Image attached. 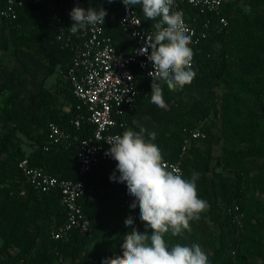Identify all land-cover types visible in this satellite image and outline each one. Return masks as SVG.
Masks as SVG:
<instances>
[{"label":"trees","instance_id":"obj_1","mask_svg":"<svg viewBox=\"0 0 264 264\" xmlns=\"http://www.w3.org/2000/svg\"><path fill=\"white\" fill-rule=\"evenodd\" d=\"M29 1L27 0L25 7L19 11L16 19H0L8 27V38L7 40L0 38V47L7 48L9 42L15 48L36 45L38 52L47 63L41 82L48 75L59 71L64 79L65 86L63 85L62 89L65 91V100L57 109V94L42 85L34 96L23 121L12 131L6 133L0 141V156L6 154L5 157H0V239L2 241L0 253L3 254L0 264H18L19 260L25 257L29 258L31 264H54L62 259L70 260L69 264H76V257L85 251L89 243V235L98 236L112 225H117L122 214L126 211L133 213L140 221L139 208L130 209L129 205L134 198L128 195L125 183L109 179L116 168V161L111 157L92 171L80 175L76 146L73 145L68 149L62 147L44 148L47 139V126L50 122L59 124L71 133H80L81 135L89 133L92 127L88 126V129L77 131L70 124L73 109L64 110L65 105H74L76 102L69 81L60 73V70H65L70 64L71 51L57 39L54 13L49 9H43V6L46 3H51L57 7L56 13L63 18L66 27H70L72 24L68 13L70 8L79 6L88 9L91 7L99 11L103 7L108 13L105 17L107 34L112 37L116 49L119 52L127 53L131 50L133 42L119 24L121 9L124 5L122 0H114L113 3H107V0H41L42 4L38 6ZM76 1L78 4H75ZM256 2L257 4L263 3L262 0H256ZM4 4L5 0H0V9L4 7ZM233 5L234 3L228 1L223 5L222 10L227 19ZM204 16L205 14H203ZM211 17L213 18V16ZM144 19V23L149 24V21ZM257 27L259 32L264 35V25ZM24 28H27L26 33L21 32ZM229 32L247 42L246 33L240 30V25L232 23L219 30L211 27L208 37L194 46L193 68L196 71V77L192 82L194 85L210 88L215 79H220L224 75L228 65L226 37ZM237 40H239L238 37ZM219 43H221V49L217 53L214 48ZM246 49H251V52L259 54L264 52V44L259 46L249 44ZM241 55L245 56V51H241ZM247 59L251 62L252 73L257 79L263 80L264 56L258 55L253 59H249L247 56ZM136 82L141 91L136 97L132 111L126 115L128 127L130 128V123L135 122V119L141 116L150 117L158 123L161 129L156 133V140L153 142L162 150L164 159H176L181 151L186 133L200 122H205L206 137L202 139L206 143L205 148L200 149L195 144L189 147L187 155L181 161L183 176L190 179L193 172H198L200 177H204L205 184V176L211 173V193H208L205 188L201 193L207 194L209 200L216 203L218 208L223 210L234 223L231 228L232 234L224 235L219 240V247L216 248L214 245V252L207 255L209 264H264V241H254L251 228H247V240L244 242L240 240V232L245 229V217L242 210L244 189L242 175L238 173L239 169L236 167L239 164L245 166L246 157L244 155L259 156L264 154V141H258L256 148L244 155L230 153L229 157L232 160V163H228L230 169L222 167V170H231L234 176H224L221 171L213 169V145L209 140L211 131L207 125V120L216 110L215 99L212 97L197 98L189 100L186 105H181L174 101L172 93L165 88L166 83L163 82L161 86L167 107L161 109L151 103V82L147 78L138 76H136ZM250 124L252 130H257L252 120H250ZM233 125L231 135L235 137L237 124L233 123ZM141 127L146 129L144 125L134 124L131 130L139 132ZM16 130H20L24 135L34 139L35 145L29 153L20 147V139L16 136ZM147 132L149 131L147 130ZM254 132L248 131L254 139L259 138L260 135L253 134ZM14 139H16L15 143H13ZM25 156L28 157L31 165L41 167L54 176L63 179H82L85 191L79 201L90 220L92 227L90 234H85L75 228L63 239L55 240L50 237V229L64 221L65 208L61 206L57 192L43 193L25 184L17 169V162ZM23 186L26 187V195L16 194L15 191ZM235 206H238L243 213L241 226L237 225L233 219ZM234 225L240 229L239 232L235 230ZM136 227L142 232L145 231L143 223L141 229L137 225ZM130 230L129 227L120 224L114 230L113 237L97 240L93 251L88 254L90 263L87 264H101L104 258L122 255L120 245L123 242V237ZM170 238L169 246L175 243L188 245L190 242L181 234ZM242 243L244 251L248 250L251 256L259 257L260 260L245 261L242 259L241 255L244 252Z\"/></svg>","mask_w":264,"mask_h":264},{"label":"rangeland","instance_id":"obj_2","mask_svg":"<svg viewBox=\"0 0 264 264\" xmlns=\"http://www.w3.org/2000/svg\"><path fill=\"white\" fill-rule=\"evenodd\" d=\"M234 3L229 16V24L237 23L240 30L246 33L247 42L242 38L228 33L226 37V50L228 57V65L224 75L220 79H215L213 86L210 88L198 87L191 83L182 89L169 90L174 101L181 105H186L189 100L197 98L212 97L216 101V110L207 120V125L211 131L209 140L213 145L212 166L216 171H221L224 176H234L231 170H222V167L230 169L228 163H232L229 157L230 153L246 154L256 148L258 141H264V78L257 79L252 73L251 62L258 55L264 56L262 53H253L251 49H246L247 45L252 44L259 46L264 44V35L258 30V25H264V0L262 4H257L256 0H227ZM141 14V6H138ZM149 23L153 20H148ZM27 28L21 32L26 33ZM0 38H8V27L0 21ZM246 41V40H245ZM215 51L220 52L221 43L215 45ZM241 51H245V56L241 55ZM45 58L38 52L36 45L28 47L15 48L11 42L7 48L0 47V141L4 135L14 127L19 125L26 112L31 107L32 101L39 88L43 85L51 92L58 96L56 108L61 106L65 96L62 89L64 79H62L59 71L54 72L41 82L46 67ZM67 85V83H66ZM250 120L253 121L257 130L251 129ZM233 123L237 124L235 137L231 135L234 128ZM134 124L144 125L149 132L158 133L161 129L160 125L153 119L141 116L130 123V128ZM248 131H255L259 138L254 139ZM16 136L20 139V147L27 153L35 145L31 136L24 135L20 130H16ZM16 142L14 139L13 143ZM197 145L200 149H204L206 143L202 140L193 141L191 143ZM2 154L0 157H5ZM246 164L237 167L238 173L243 178L244 197L242 201V210L244 213L245 229L241 230L240 240H247V228L252 229L254 241H264V154L259 156L244 155ZM204 177H200L197 181L198 195L201 199L208 202L209 208L206 212L201 213L199 220L190 222L191 231L183 230L181 235L186 237L190 242L188 246L198 243L207 255L214 252V245L219 247V240L224 235L232 234V225L234 224L223 210L219 209L216 203L209 200L207 194H202L204 188L211 193V173ZM134 217V221L139 229L142 223L137 220L136 216L130 211L122 214L117 225L103 231L98 236L89 235V243L83 253L76 257V264L90 263L88 254L94 249L97 240L111 238L114 236V230L118 225L124 224L125 219L129 216ZM237 224V223H236ZM238 225V224H237ZM235 226V230L239 232V228ZM149 235L151 230L148 229ZM170 233L165 234V241L168 243ZM2 241L0 239V248ZM244 245L242 243V249ZM244 251V249H243ZM15 252V250H12ZM3 254L0 253V260ZM242 259L245 261L260 260L258 257L251 256L248 250L242 253ZM71 261L62 259L54 264H69Z\"/></svg>","mask_w":264,"mask_h":264},{"label":"built area","instance_id":"obj_3","mask_svg":"<svg viewBox=\"0 0 264 264\" xmlns=\"http://www.w3.org/2000/svg\"><path fill=\"white\" fill-rule=\"evenodd\" d=\"M26 2L27 0H5L4 7L0 9V19H16ZM29 2L36 6L42 4L41 0ZM225 2L227 0H175L173 11L182 12L184 22L192 36L190 44L192 49L208 37L211 27L219 30L229 24L222 10ZM75 4H78V1ZM43 9H49L54 13L57 39L71 51L70 64L65 70H60V73L69 81L76 102L74 105H65L64 110L73 109L70 124L77 131L92 127L89 133L81 135L71 133L59 124L50 122L47 126L44 148L68 149L76 146L78 171L80 175H84L110 158L105 155L109 148L106 141L129 130L126 115L132 111L136 97L141 91L137 87L136 76L147 78L152 83V78L148 75L153 71L152 64L145 55L139 54L138 50L144 47L145 34L155 31L152 25L156 21L145 24L139 7L130 6L126 9L123 5L119 24L132 38L133 46L127 53H122L116 49L112 37L107 34L106 23L95 27L88 26L72 34L68 30L70 27H66L63 18L56 13L57 7L46 3ZM72 9L73 7L68 13ZM134 33L138 35H133ZM159 83L162 84L163 81ZM204 128L205 122H200L190 129L183 138L178 157L174 160L164 159L169 170H176L184 175L181 161L187 155L193 140H202L206 137ZM17 169L25 184L34 190L59 194V202L65 208L66 214L63 222L50 229L51 238L63 239L75 228L85 234L92 232L90 220L79 201L85 191L81 178L63 179L54 176L41 167L31 165L27 156L17 162ZM15 193L25 196L26 187L17 189ZM233 217L241 226L243 213L238 206H235ZM18 264L31 262L25 257L21 258Z\"/></svg>","mask_w":264,"mask_h":264},{"label":"clouds","instance_id":"obj_4","mask_svg":"<svg viewBox=\"0 0 264 264\" xmlns=\"http://www.w3.org/2000/svg\"><path fill=\"white\" fill-rule=\"evenodd\" d=\"M122 3L126 9L140 5L147 20L157 21L152 25L155 31L145 34L144 47L138 52L152 64L153 71L148 73L152 78L151 103L164 109L167 105L159 82H165L174 91L190 85L196 77L194 52L190 47L192 36L182 12L173 11L175 0H122ZM69 15L72 24L68 30L76 34L88 26L104 25L108 13L103 7L97 11L76 6ZM155 140V132L141 127L139 132L129 129L106 141L109 148L105 155L116 161L119 172L118 177L113 172L109 179L126 184L128 195L134 198L129 207L139 208L145 231L138 230L134 217L129 215L124 224L131 230L120 245L122 255L104 258L101 264H209L198 243L169 246L165 241V234L176 237L183 230L191 231L190 222L199 220L209 204L198 195L200 173L193 172L186 179L182 173L169 170Z\"/></svg>","mask_w":264,"mask_h":264},{"label":"crops","instance_id":"obj_5","mask_svg":"<svg viewBox=\"0 0 264 264\" xmlns=\"http://www.w3.org/2000/svg\"><path fill=\"white\" fill-rule=\"evenodd\" d=\"M143 17H144V15H143ZM145 18V17H144ZM30 152V151H29ZM29 152H27V153H29ZM113 172H116V175L118 176L119 175V172L118 171H116V168H114V171Z\"/></svg>","mask_w":264,"mask_h":264}]
</instances>
